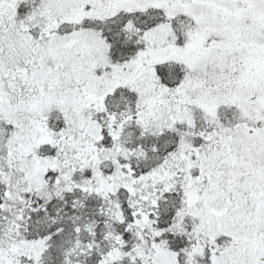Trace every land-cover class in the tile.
I'll use <instances>...</instances> for the list:
<instances>
[{
    "label": "snow or ice",
    "instance_id": "obj_1",
    "mask_svg": "<svg viewBox=\"0 0 264 264\" xmlns=\"http://www.w3.org/2000/svg\"><path fill=\"white\" fill-rule=\"evenodd\" d=\"M0 264H264V0H0Z\"/></svg>",
    "mask_w": 264,
    "mask_h": 264
}]
</instances>
